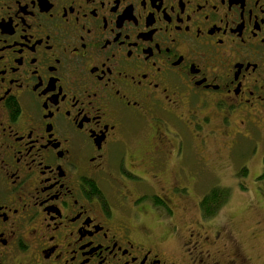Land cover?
I'll use <instances>...</instances> for the list:
<instances>
[{
    "label": "flooded vegetation",
    "instance_id": "flooded-vegetation-1",
    "mask_svg": "<svg viewBox=\"0 0 264 264\" xmlns=\"http://www.w3.org/2000/svg\"><path fill=\"white\" fill-rule=\"evenodd\" d=\"M262 122L264 0H0V264H253L188 186Z\"/></svg>",
    "mask_w": 264,
    "mask_h": 264
},
{
    "label": "rangeland",
    "instance_id": "rangeland-1",
    "mask_svg": "<svg viewBox=\"0 0 264 264\" xmlns=\"http://www.w3.org/2000/svg\"><path fill=\"white\" fill-rule=\"evenodd\" d=\"M250 139L242 138L237 151L231 159H222V167H217V174L211 173L203 183L189 185L192 192L190 203L198 216V204L213 187L227 188L229 199L216 215V224L225 225V230L233 232L241 242L243 249L253 258V264L264 262V122L251 127ZM244 134L248 135L244 130ZM209 155L212 161L216 151L209 144ZM184 154L188 146L183 144ZM222 150L220 154H224ZM221 164V163H220ZM193 178L200 177L197 168L192 163L185 173ZM206 175V176H207ZM197 181V180H196ZM187 218V217H186ZM174 243V241H173Z\"/></svg>",
    "mask_w": 264,
    "mask_h": 264
},
{
    "label": "trees",
    "instance_id": "trees-1",
    "mask_svg": "<svg viewBox=\"0 0 264 264\" xmlns=\"http://www.w3.org/2000/svg\"><path fill=\"white\" fill-rule=\"evenodd\" d=\"M229 191L227 188L214 187L206 194L200 202V207L206 217L215 216L221 207L227 203L229 199Z\"/></svg>",
    "mask_w": 264,
    "mask_h": 264
}]
</instances>
